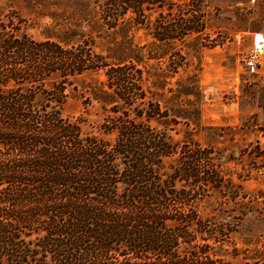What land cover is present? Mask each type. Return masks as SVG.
Masks as SVG:
<instances>
[{
	"label": "trees",
	"instance_id": "16d2710c",
	"mask_svg": "<svg viewBox=\"0 0 264 264\" xmlns=\"http://www.w3.org/2000/svg\"><path fill=\"white\" fill-rule=\"evenodd\" d=\"M167 5L104 0L96 16L108 28L152 25V36L164 42L203 31L193 4L184 22H168L162 11L152 18ZM15 30L0 40V264H226L209 254L210 236L198 243L190 231L193 224L205 229L193 202L214 183L212 151L171 144L148 125L153 118L176 124L188 117L176 110L169 116L147 98L139 56L112 61L89 40H34ZM97 70L105 78L92 95L117 113L104 126L116 134L112 144L83 136L77 121L34 101L35 90L56 74L60 81L43 92L59 108L63 84ZM191 83L183 93L195 95ZM119 102L137 111L115 110ZM175 154L164 174L163 159Z\"/></svg>",
	"mask_w": 264,
	"mask_h": 264
},
{
	"label": "rangeland",
	"instance_id": "374dc122",
	"mask_svg": "<svg viewBox=\"0 0 264 264\" xmlns=\"http://www.w3.org/2000/svg\"><path fill=\"white\" fill-rule=\"evenodd\" d=\"M103 2L0 0V40L20 28L34 40H89L96 52L112 61L139 56L148 72L147 98L168 108L169 116L176 110L188 117H179L176 124L153 118L148 125L162 131L171 144L196 143L212 151L214 183L193 202V212L205 229L195 231L193 224L190 231L198 243L210 236L209 254L221 263L264 264V52L257 71L243 64L252 34L264 33V0H167L152 18L162 11L168 22H184L193 4L198 10L195 18L204 24L201 32L167 42L152 36V25L150 29L127 22L108 28L96 16ZM175 63L180 65L173 72ZM104 78L102 70L71 77L63 84L65 96L58 108L43 92L60 81L52 74L35 90V104L55 107L62 117L79 123L83 136L112 144L116 134L104 126L117 113L92 95ZM193 80L195 95L183 93ZM117 106L115 110H127L131 116L137 111L120 102ZM176 158L177 154L163 159L164 174L170 173Z\"/></svg>",
	"mask_w": 264,
	"mask_h": 264
},
{
	"label": "built area",
	"instance_id": "2783aa9c",
	"mask_svg": "<svg viewBox=\"0 0 264 264\" xmlns=\"http://www.w3.org/2000/svg\"><path fill=\"white\" fill-rule=\"evenodd\" d=\"M264 52V33L254 32L251 37V46L243 57L244 67L251 71H257L261 63V55Z\"/></svg>",
	"mask_w": 264,
	"mask_h": 264
}]
</instances>
